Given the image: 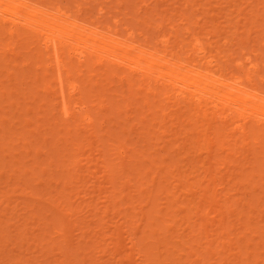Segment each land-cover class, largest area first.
Wrapping results in <instances>:
<instances>
[{
	"label": "rangeland",
	"instance_id": "rangeland-1",
	"mask_svg": "<svg viewBox=\"0 0 264 264\" xmlns=\"http://www.w3.org/2000/svg\"><path fill=\"white\" fill-rule=\"evenodd\" d=\"M39 1L43 4H47V1L59 2L63 6H68L67 8L72 12L81 5V17L86 18L84 20L89 18L88 20H94L103 26L111 25L115 19L119 20L118 28L122 34L127 31L125 29L130 28L138 34L135 41L142 42L143 38H148L149 46L152 48L159 47V44H156L159 34H165L171 37V41L174 40V35H169L168 22L164 23L161 30L155 28V23L148 30L143 25L140 26L142 23L139 20L148 15V11L152 9V15L157 14L156 17L166 15L174 24H178L184 3L183 0ZM197 1L203 4L202 12H207V7H213L211 11H219L217 14H220L223 6L226 12L231 3L226 0L227 4L223 0V6L220 8L222 0L209 1L212 5H217L218 1H221L217 6H210L209 3H207L209 6L204 5L203 1L206 4V0ZM197 1L194 2L197 4ZM240 1L244 2L240 3V7L241 4L244 6L245 0ZM234 3H231L232 7ZM247 5L250 7L253 4ZM248 6L246 8L249 9ZM261 10V13H264V8ZM211 11L208 13L211 14ZM149 16L153 17L151 13ZM216 17L214 14L213 18L217 19ZM192 19L194 20V17ZM217 21L222 24L220 26H223V29L219 38L215 39L222 41L221 38L226 37L229 40L228 44L222 47L225 55L230 54L237 60L242 58V52L249 51L252 44H258V39L254 40V36L250 45L241 44L239 39L235 38V36H241L243 29L240 26L243 20L239 21L241 24L238 23V27H228L229 22L224 18H219ZM8 27L7 25L2 29L0 26L2 30H0L2 43H0L2 47V49L0 47V222H2L0 235H6V237L3 236L6 238L4 241L0 236V264H118V258L123 259L121 261L124 262H120L124 264H151L156 262L158 256L163 259L162 264H230L231 262L264 264V236H262L264 229L261 228L258 231L262 234L261 236H258L257 232L254 233L255 237L250 241L249 248H240L235 233H238L237 228L242 221L235 217L236 209L228 215L223 202L226 188L232 189L229 191L231 201L243 199L245 195H247L246 199H250L255 195V200L251 203L254 209L252 219L257 226H264V180L257 182L256 180L260 177L256 176L254 182L239 181L241 175L252 172L254 165L258 167L259 175L264 174V165L260 160H255L259 159V156L252 157L254 156L252 150H255L257 145L250 142L248 148L251 149L242 150L245 158L242 153L239 154V151H236L231 155L232 164L228 161L226 169L220 167L218 162L227 151L224 153L216 151L217 145L213 147L211 154L201 149L204 147L202 144L206 141V137L200 133L198 124L189 121L190 112L186 110L188 105L184 99L179 98L176 103H173L176 99L171 98L165 107L166 110L159 103L155 104V107H145L143 94L138 93L135 87L129 88L130 85H123L119 81L117 76L119 72L130 74L125 69L117 70L114 63L102 60L96 62L95 58L89 56L85 57L83 62L73 57L69 59V49L63 47L62 57L71 79L77 80L76 71H80L83 78L79 80L78 93L73 98L83 96L88 113L94 118L89 125L82 124L79 116L65 119L61 117L58 106H54L57 92L52 78L55 71L52 72L51 66L50 71L47 69L49 66L44 53L42 54L44 46L41 39L28 28L15 27V36H17L15 41L9 36ZM178 39L187 42L189 35L185 34L181 28ZM22 51L26 53L24 56ZM32 55H35V58L30 59ZM20 60H25L27 64L29 60L31 62L29 61V65H26ZM224 61L226 62V57L222 59V62ZM33 62L34 64H30ZM37 73L47 77V85L51 87L46 86L42 77L36 80ZM87 79L86 87L84 80ZM94 84L99 86L96 88ZM66 89L68 91V87L64 86V94H67ZM74 99L68 101L69 109H72ZM99 99L103 101L102 110L96 107L99 106ZM127 102L129 105L126 106ZM155 108L160 109L161 112ZM162 112L167 115L164 116ZM175 132L179 133L175 134ZM86 136L90 138V145H87L84 139ZM194 140L199 143H195ZM76 141L83 143L79 151H75L73 142L76 143ZM118 145H122L125 149L124 159L118 158L119 155L114 149ZM259 147L261 148L262 145ZM71 153L75 154L71 156ZM120 159L123 161L121 162ZM76 161L79 167L74 168ZM204 161L205 168H209V171L200 167V162ZM120 164L126 165V170L120 171L124 168ZM153 173L157 175L156 177L154 175L155 179L151 181ZM61 174L67 177L64 179L65 176L61 177ZM176 174H179L180 180ZM213 175L216 182L222 176L230 178V184L224 189L218 184L215 185L216 183L214 187L218 188L215 189L216 191H219L217 199H220L218 205L220 204L219 207L223 209L221 212L226 213L225 218L235 226L230 231L229 238L233 237L236 244L231 245L233 248L231 246L225 250L212 248L210 253H205V240L197 234V231L192 232V225L187 220L191 212L186 210L184 205L185 200L191 198L190 196L195 195L196 192H187L188 187L185 185L187 182L195 183L199 180L202 186H206L207 179ZM178 184L180 186H178L177 199L180 198L178 199L180 209L175 212V206L174 209L169 207L167 193L163 190L168 188L173 191ZM247 191L252 192L249 194ZM145 197L148 198L144 199ZM151 199H153L152 202ZM59 201L62 207L65 206L62 211L59 207L54 210ZM243 201L246 200H242L241 203ZM32 204L36 205V208L33 212H29V210L32 211L30 207ZM106 206L108 208L104 211ZM156 209L161 211L157 212ZM166 210L174 211H170L169 216H166L164 215ZM58 211L60 215L56 214ZM212 211L214 212L210 213L209 217H212V226L217 230L218 216L215 213L218 211L215 212V208ZM215 215L217 217H214ZM59 216L64 218L67 224L65 227L57 220ZM199 219L198 222H201L202 218ZM167 224L169 226L164 230L163 227ZM17 227L19 233L16 231ZM24 227L27 231L22 234ZM57 230L64 233V241L63 237H54V232ZM251 234L248 233L246 237ZM36 235H39L37 238L41 245L36 246L33 241ZM117 236L120 240L119 246H116V242L119 241L115 240L118 239ZM51 237H54L53 244ZM115 251L118 254H115ZM247 252L253 253L249 255ZM129 254L131 255L128 258L126 255Z\"/></svg>",
	"mask_w": 264,
	"mask_h": 264
},
{
	"label": "bare ground",
	"instance_id": "bare-ground-1",
	"mask_svg": "<svg viewBox=\"0 0 264 264\" xmlns=\"http://www.w3.org/2000/svg\"><path fill=\"white\" fill-rule=\"evenodd\" d=\"M183 1H184L182 5L183 10L180 12V23L178 24H174L171 21V19L168 18L166 15H160L159 17H156L157 14L152 15V11H151L152 9H150V11H148L149 9L148 10L145 9L148 11L149 14L151 13V16H153L152 18L149 16L147 12L146 13L148 15L144 16L145 14L144 12L142 15L144 17H142V19L140 17L141 20L139 21L140 23H142L140 24V26L143 25L144 27L148 28V30L151 29L154 23H155V28L161 30L164 26V23L168 22L167 25H169V29H170L169 35H174V40L171 41L170 36H166L165 34H159L158 39L156 40V44H159L158 48L150 47L148 43V38H143L142 42L135 41V37L138 34H136L130 28L125 29V31L126 30L127 31L124 34H122L120 32V29L118 28V26L120 25L119 20L115 19V21L112 22L111 25L109 24L103 26L97 24V22L94 20L92 21L88 20L89 18L87 20H84L86 18L81 17L82 15L81 13L82 10L80 8L81 5L80 6L78 5L79 7L77 6L75 11L72 12L70 11L69 8H67L68 6L67 7L63 6L59 2H55V1H50V2L47 1V4H43L42 1L39 0H0V26L2 29L3 27H7V25L9 26L7 29L8 34L12 39L14 38L13 40H15V38L17 37L15 36L16 35L14 29L15 27H22V28L24 27L26 29L28 28L33 34L39 36V38L43 43L42 46H44L43 49L44 52H42V54L44 53L46 62H48V66H49L48 67L46 65L48 67L47 69L50 71L49 68L52 67L53 68L52 72L55 71L53 73L54 79L52 78L57 92L54 106L55 107L58 106L59 109L58 111L61 114V117L65 119L67 118L73 119L75 116H79L82 121V124L84 125L91 124L94 119L88 113V110L85 106L86 104L83 102L84 97L82 96V97H76L75 99L73 98L78 93V88H79L78 82L79 80H81L82 76L78 69L79 67L77 68L79 72L76 71V77H75L78 81L75 79H74L75 81L71 79L70 75L68 74L69 72L66 71L65 61L63 60L62 57L64 54L62 48L66 47L69 49V53H68L69 59H72L73 57L74 59L76 58L75 60H78L79 62H83V59L89 56L95 58L96 62L101 60L110 61L116 65L117 70H119L120 68L125 69L130 74H124V73L121 74L122 72H119V75L115 73L114 75H117L119 77V81L123 83V85H128V86L130 85L129 88L135 87L138 93L143 94V97L142 96L141 97L144 98L143 106L145 107L148 108L155 107V104L158 105L159 103V105L165 109V107H167L168 103L170 102L171 98L176 99L175 101H173V103H176L177 99L179 98L184 99V101L188 105L186 107L187 108L186 110L190 112L188 114L189 115L188 118L190 119L189 121L194 122V124H198L197 127L198 126L200 127V128L198 127L200 129V133H202V135L206 137V141L202 144V146L204 147H201V149L206 153L211 154L213 152V147L217 145L216 151H220L223 153L227 151L226 155H224L219 160L220 162H218L220 167H224L226 169L225 166L228 161L230 162V164H232L231 163L232 153L239 151L238 153L239 154L242 153L243 155L242 150H245L246 148L250 150L251 148H248L250 142H253L255 145L258 146L257 148H255V150H252L254 156L252 155L251 156L255 158L259 156V159H255V160H260V162H262V165H264V13H261L262 11L261 9L264 8V0H250V1L248 0V3L247 0H245L246 3L244 4V6L243 4H241L242 5L241 7H240V3H244L243 1L229 0V2L231 1V3L233 2L235 3L233 7H232L233 4L229 3L230 8L226 12H224L225 11L224 9L226 8H224V6L222 5L224 1L223 0H222L223 2L220 1L221 5L220 2L218 1L219 5L221 6L218 7L222 8L223 6L222 8L223 11L220 9L221 11L220 14H217V12L219 11L217 12L211 11L212 10L211 8L213 7L210 8L207 7L206 8L207 12H202L201 10L203 9L202 8L203 4L200 3L201 1L199 2L196 0L198 3H200L199 5L198 3L196 4V2H194L195 0H183ZM206 1H207L206 4L203 1L204 5L209 6L207 3H209L210 0H206ZM210 2H214V0ZM225 3H227L226 0ZM144 4L143 6L146 7V5ZM209 4L210 6L216 5L215 3H213L215 5H212L211 3ZM246 4L249 5L253 4V5L252 6L250 5V7L247 5L249 7L248 9L246 8L247 7ZM254 5H256L257 7H253ZM147 7L149 8V6ZM209 11H211V14L208 13ZM214 14L217 16L216 17L217 19L213 18ZM193 17L194 20L192 19ZM219 18H224V20L227 19V21L229 22V24L227 25L228 27H233V26L238 27L239 21L243 20L242 21L243 23L240 26L241 29H243L241 33L242 37L235 36V38L237 40L239 39V42L241 44L245 43L247 45H250L249 43L252 42V38L254 36V40L257 41L258 39L257 41L258 44H252L251 48L247 53L242 52L243 56L240 59L235 60L232 58L230 54L225 55L223 53L222 47L228 44L229 42L228 38L222 37L221 38L222 41L219 40L220 43L218 40L215 39V38H219L220 33L223 29V26H220L222 24H220V22L217 21L219 20ZM240 24L241 23H239V25ZM181 28L185 34L189 35V40L187 42L178 39L179 31ZM24 39H26V37ZM21 53H23V51ZM24 54L26 53H23L22 55L24 56ZM17 57L19 58L20 56ZM225 57H226V62L225 61L222 62V59H224ZM31 58H35V55L33 57H30V59ZM24 61L20 60V62L29 65L30 60L28 61V64ZM25 64L23 65L24 68H25ZM30 64H34V62ZM92 64L93 63L91 62V66ZM70 66L71 63L69 67ZM39 71L41 72V70ZM95 75L96 74H94V76ZM41 77L42 80L46 82L47 77L41 76L38 73L35 75L36 80L41 79ZM84 82H86L85 84L87 87L88 79L86 81L84 80ZM45 84L46 86H48L47 82ZM64 86L68 87V91L66 89L67 94L65 93L66 96L64 94ZM90 86L92 85L90 84ZM98 86H96V88ZM47 89L48 88H46V90ZM97 93L99 94L100 92L98 91ZM130 96L127 95V97ZM71 99H74V103L71 107L72 109H69L68 101ZM98 101H100V99ZM127 104L128 102L126 103V106ZM98 105L99 106H96L97 108H99L98 110H102L104 108L102 100L99 102ZM156 110H158V108ZM158 111L161 112L160 109ZM138 112L140 113V110H138ZM165 115L167 114L165 113L164 116ZM176 133L179 132H175V134ZM84 139L87 145L91 144L90 138L86 136V138L84 137ZM177 140H179V138H177ZM194 142L199 143V141L196 140H194ZM76 143L73 142L76 149L75 151H79L83 147L82 146L83 143H81V141H79L77 144ZM259 145H262V147L260 148ZM115 147L116 148L114 149H116L119 155L118 158L120 157L124 159L123 157H125L124 155L125 149L123 148V146L118 145V147L117 146ZM73 154L71 153V156ZM122 159H120L121 162L123 161ZM241 160H243V158H241ZM51 162L52 161H50V163ZM200 163H201L200 165L201 168H204V170L209 171V168H205V161ZM75 164L76 165L74 168L79 167L77 161ZM125 166L121 165V167L124 168L121 169L120 171L126 170ZM252 168H253L251 170L252 172L245 175H241L239 181L241 180V182H247V183L251 181L254 182V178L256 176L260 177V179L256 180L257 182L259 180H264V174L259 175L260 171L258 170V167L254 165ZM130 171L131 170H129V172ZM144 174L146 175V173ZM154 175L155 173H153L151 177V181H154L157 174L155 175V177H153ZM176 175H178V180H180L179 174ZM62 176L64 177V179L67 177V175L65 174H61V177ZM61 177L59 176L60 179ZM207 180L208 182L206 186H202L199 180L196 181L195 183L187 182V185H185L186 187H188L187 192H191V193L196 192V194L195 195L192 194V196L195 197L190 196L191 198L185 200L184 205H185V209L190 210L191 212L190 216L189 215L187 216V220L192 225L191 227V229L193 228L192 232L197 231V234L205 240L206 247L204 248L205 249L204 252L210 253L211 250H213L214 248H224L225 250V248H229L232 244L233 245L236 244V242L234 243L235 240L233 239V237L229 238L230 231L233 230L235 226L233 225L232 222L228 221L225 218L226 216H224V214L226 215V213L221 212L223 209H221V206L219 207L220 204L218 205L220 199H217L218 196L217 192L219 191H216L218 188L216 189L214 187V184L216 183L215 185L218 184L219 186H222L224 189L226 185L230 184L229 183L230 178L222 176L220 180L218 179L217 180L218 182H216L215 175H213L209 177ZM178 186H180V184L176 185V187H174L175 190L173 191H170L168 188H165L163 190L164 193H167L166 195L170 203L169 207L171 209L172 208L174 209L175 206V212H177L180 209V201L178 203V199L180 198L177 199ZM231 190H232L231 188H228V190L226 188L227 192L226 193L224 192V195H226L224 196L225 198L223 201L225 211L227 212L228 215H230L233 213V211H235L234 209L237 210L235 217L238 220H241L242 223L237 228V231L238 230L239 231L238 233H235V237L240 245V248H249L250 241H252V239H254L255 237L254 233L255 232L258 233V231H260L261 228L264 229V226H257V223L252 219V217H254L252 215L253 213L252 211L254 209H252L253 204L251 203H253L252 201L255 200V195L253 196V198L251 196L252 199L251 198L246 199L247 195H245L244 197L242 196L243 199L236 200L234 198L235 200L231 201L229 200L230 199L229 191ZM251 192L252 191L248 193L251 194ZM60 193H62V191ZM150 193L148 196L149 198L151 197ZM248 193L245 192V194ZM241 195H243V193ZM148 197H145L144 199ZM152 200L153 199H151V202ZM242 200H246V201H243V203H241ZM52 201L55 202V200ZM32 205L30 206L32 211L29 210V212H33L34 208H36L35 207L36 205L33 206ZM52 205L54 204L52 203ZM55 207L54 210H57L59 207L62 211L64 210L65 206L62 207L59 201L57 205H55ZM107 208L108 206H106L104 211H106ZM214 208H215V212L218 211V213H215L218 216V218L216 219L217 220L216 228H218L217 230H219L218 233H215V231L217 230H215L212 226L213 225V222L211 221L212 217H209V214L210 213L212 214L214 212L212 211V209ZM247 208H249V210H247ZM59 211L56 212V214L60 215ZM156 211L160 212L161 209H156ZM170 211H174V210H169V211L166 210L164 212V215L169 216ZM216 215L214 217H217ZM199 218H202L201 222H198V220H200ZM57 220L64 227L67 225L65 224L64 218L62 216H59ZM27 223H25V225ZM168 226L169 224L164 225L163 227L164 230L168 228ZM25 227L23 228L22 234H25L27 231V228ZM16 229H17L16 231H18V227ZM19 230L20 231L22 230L21 226ZM60 231L58 230L55 231L54 237L57 236L63 237V241H64L65 235L62 231L61 233H59ZM248 233L249 234L252 233V234L251 236L249 235V237H246ZM262 234H264V232H262ZM262 234H259L258 236H261ZM0 236L6 237V235H0ZM37 236L39 235H36L33 238V241L35 242L36 246L41 245V243H39V239L37 238ZM54 237H51L52 244ZM4 239L6 238L3 237L2 240L4 241ZM115 240L116 241L119 240V237L118 239ZM119 244H120V240L116 242V246H119ZM133 244L134 243L132 242V245ZM231 247L233 248V246ZM116 252L117 251H115V254H118ZM139 252L141 253V251ZM252 253L247 252V254L249 255ZM130 255L131 254L126 256L128 257ZM121 260L123 259L119 260L118 258V264L124 262ZM162 260L163 259L160 256H158L156 262L151 264H157V263L162 264ZM230 264H239V263L231 262Z\"/></svg>",
	"mask_w": 264,
	"mask_h": 264
}]
</instances>
